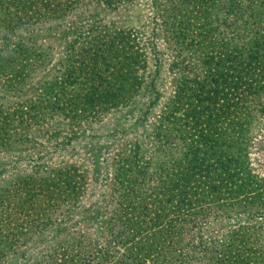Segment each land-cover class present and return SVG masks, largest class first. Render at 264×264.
I'll list each match as a JSON object with an SVG mask.
<instances>
[{"label": "rangeland", "instance_id": "rangeland-1", "mask_svg": "<svg viewBox=\"0 0 264 264\" xmlns=\"http://www.w3.org/2000/svg\"><path fill=\"white\" fill-rule=\"evenodd\" d=\"M80 2L60 15L54 13L33 25H19L0 39V60L14 57L19 64L24 61L28 65H15L22 72L28 69L22 80H0V122L6 123L0 124V189L7 190L11 201L23 198L24 193L16 188L33 177L45 176L56 166L76 165L91 177V182L78 199L81 204L74 215L83 213L82 207L89 200L93 208H88L87 213L93 218L88 222L82 217L72 219L82 222L77 230L84 229L92 235L96 225L94 216L99 211L103 214L102 202L111 190L108 175L112 173L114 154L126 152L128 148L132 150V146L137 147L136 153L143 161L159 155L165 147L170 153L162 142V132L158 131L159 115L165 112L175 113L183 117L182 122L187 121V125L177 128L174 118L168 117L165 124L171 127V134L178 133L183 141V137L187 139L195 130L192 124L200 122L198 127H208L219 139L226 137V143L220 141L219 146L229 143L242 153L240 162L247 165L250 173L264 176V90L256 89L255 94L242 98L246 92L244 86L255 87L264 81V0ZM2 32L4 30L0 29ZM113 32L127 36L125 41L133 51V72L128 75V83L132 84L130 77L135 75L143 86L137 93L130 94L128 102L118 101L96 111L90 109V114L81 121L74 116L79 113L75 103L65 104V107L52 103L55 108L47 109L42 120H37V116L31 120L20 116L18 110H27L31 103L43 101L36 82L52 81L51 76L59 79L63 72L59 66L65 64L70 54L74 59L80 58L79 43L100 37L107 39L102 34ZM4 38H9L7 43ZM18 39L22 44L29 41L26 52L12 51V44ZM249 39L252 50L242 57L248 65L243 87L239 83L232 86L228 80L222 83L235 63L227 60L223 53L235 43ZM256 43L261 46L255 47ZM36 48L44 57L30 66L26 56L32 59L35 53H31ZM79 72L80 75L73 77V74L69 78L75 94L85 93L90 87L101 90L102 82L99 83L95 71L83 68ZM98 73L106 76L104 72ZM233 91H238V98ZM41 109L40 106L36 110ZM33 112L29 110L28 114L33 115ZM69 136L71 138L66 140ZM172 141L181 143L177 138ZM197 146L198 155L207 159L208 154H202L201 145ZM181 152L183 154L185 149L171 153L179 161L183 158ZM182 168L181 163L179 171ZM103 174H108L107 178ZM48 196L51 195L44 192L38 195L42 200ZM28 206L29 202H25L26 212L30 211ZM40 206L43 207V203ZM245 216L239 211L234 219L241 222ZM223 221L221 224L227 227ZM62 236L54 225L28 233L20 238L26 248L21 246L13 253L7 252L0 258V264H33L48 253L47 249L55 242L64 240Z\"/></svg>", "mask_w": 264, "mask_h": 264}, {"label": "trees", "instance_id": "trees-1", "mask_svg": "<svg viewBox=\"0 0 264 264\" xmlns=\"http://www.w3.org/2000/svg\"><path fill=\"white\" fill-rule=\"evenodd\" d=\"M80 1L0 0V29L4 30L0 39L19 25H33L54 13L60 15L71 5L82 3ZM102 36L108 38L79 43L80 58L74 59L70 54L65 64L59 66L63 68L59 79L51 76L52 81L36 82L43 101L31 103L27 110H18L20 116L29 120L37 116V120H42L47 109L55 108L52 103H60L61 107L75 103L79 113L74 116L81 121L90 114V109L96 111L118 101L128 102L130 94L143 87L135 75L130 77L132 84L127 81L133 72V51L122 32ZM8 40L4 38V43ZM251 41L241 40L223 53L227 60L235 63L222 83L228 80L232 86L236 83L242 86L248 69L242 57L252 50ZM28 44V40L22 44L18 39L12 44V51L26 52ZM258 46L261 45L256 43L255 47ZM39 50L32 51L31 54L35 53L32 59L26 56L30 66L43 59L44 53ZM20 63L14 57L0 60V80H22L28 69L22 72L15 65H28L24 61ZM83 68L99 76L100 91L90 87L85 93L75 94L69 78L73 74V77L80 75L79 70ZM209 81L212 80L209 78ZM259 88L264 90V81L255 87L244 86L246 92L242 98L255 94ZM233 92L238 98V91ZM40 106L42 109L36 110ZM29 110L34 111L33 115L28 114ZM168 114L159 115L158 131L162 132V142L170 153L165 147L159 155L143 161L136 153L137 147L132 146V150L128 148L126 152L114 154L112 173L107 174L111 190L102 202L103 214L99 211L94 216L96 225L92 235L84 229L77 230L82 222L72 219L82 217L88 222L93 218L87 213L88 208H93L89 200L84 202L83 213L74 215L81 204L78 199L91 182V177L78 166H56L45 176L33 177L27 184L17 186L24 196L14 202L7 196L6 189H0V258L21 246L25 249L21 237L54 225L64 240L55 242L47 249L48 253L33 264H264V176L250 173L247 165L240 162L242 153L229 143L219 146L226 137L219 139L208 127H198L200 122L192 124L195 130L187 139L183 137V141L178 133L171 134V127L165 124L168 117L174 118L177 128L187 125V121L182 122L183 117L175 113ZM0 124L6 123L1 121ZM173 138L180 140V145L172 141ZM197 144L201 145L202 154H208L210 162L198 155ZM181 148L185 152H181L183 158L177 161L171 152ZM181 163L183 168L179 171ZM43 192L51 196L42 200L38 195ZM25 202L30 204L29 212L25 211ZM42 203L44 206L39 207ZM239 211L246 214L241 222L234 219ZM221 220L228 226L224 227Z\"/></svg>", "mask_w": 264, "mask_h": 264}]
</instances>
